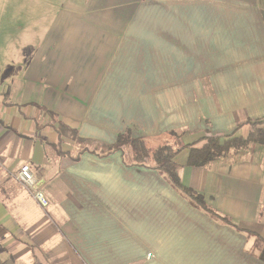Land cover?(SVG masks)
Segmentation results:
<instances>
[{
  "label": "crops",
  "instance_id": "crops-1",
  "mask_svg": "<svg viewBox=\"0 0 264 264\" xmlns=\"http://www.w3.org/2000/svg\"><path fill=\"white\" fill-rule=\"evenodd\" d=\"M0 28L37 43L0 69V264H264L263 145L176 157L216 217L110 152L128 132L247 137L264 120V0H0Z\"/></svg>",
  "mask_w": 264,
  "mask_h": 264
},
{
  "label": "trees",
  "instance_id": "trees-1",
  "mask_svg": "<svg viewBox=\"0 0 264 264\" xmlns=\"http://www.w3.org/2000/svg\"><path fill=\"white\" fill-rule=\"evenodd\" d=\"M245 125L249 126V133L245 138L236 135L237 131L231 135L209 134L186 146L180 144L181 132H169L163 141L151 138H133L128 132L119 136L110 152L120 151L126 165L158 171L166 177L175 190L194 206L210 212L216 217L213 210L208 208L202 195L182 184L175 159L186 149L189 151V166L205 167L231 151L243 149L249 144L264 146V120H252Z\"/></svg>",
  "mask_w": 264,
  "mask_h": 264
},
{
  "label": "rangeland",
  "instance_id": "rangeland-1",
  "mask_svg": "<svg viewBox=\"0 0 264 264\" xmlns=\"http://www.w3.org/2000/svg\"><path fill=\"white\" fill-rule=\"evenodd\" d=\"M11 30V27H5ZM3 28V29H5ZM2 29V28H0ZM15 40L20 39L18 35L14 37ZM37 43L29 42L26 44H19V42H8L5 43L0 39V69H11V68H23L27 65L29 61V57L33 54V51L36 47ZM14 51V52H13ZM26 54L24 58L14 57V54ZM29 55V56H28ZM15 59V62H13ZM19 70V69H18ZM15 73H18L16 70ZM154 144V143H153ZM154 146V145H151Z\"/></svg>",
  "mask_w": 264,
  "mask_h": 264
},
{
  "label": "built area",
  "instance_id": "built-area-1",
  "mask_svg": "<svg viewBox=\"0 0 264 264\" xmlns=\"http://www.w3.org/2000/svg\"><path fill=\"white\" fill-rule=\"evenodd\" d=\"M17 179L23 186H25V188H27V190L35 200H37L44 206L48 205V201L44 193L37 188L35 176L28 165H24L21 167L17 175Z\"/></svg>",
  "mask_w": 264,
  "mask_h": 264
}]
</instances>
